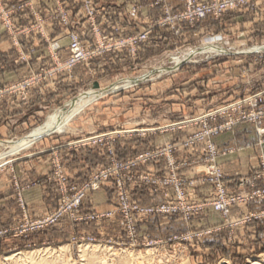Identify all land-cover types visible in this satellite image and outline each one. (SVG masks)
Listing matches in <instances>:
<instances>
[{
  "label": "rangeland",
  "instance_id": "374dc122",
  "mask_svg": "<svg viewBox=\"0 0 264 264\" xmlns=\"http://www.w3.org/2000/svg\"><path fill=\"white\" fill-rule=\"evenodd\" d=\"M15 1L16 0H1L6 8L11 7L12 3ZM104 1L107 2L109 0ZM110 1L112 2L113 0ZM180 1L183 3V0H179V8L183 6L182 4L180 7ZM131 3L133 4V2ZM134 3L138 4L139 2ZM138 12L137 10L136 13L131 15L127 14L131 17V23L128 24V26L131 27V32L127 34L129 29H126L125 34L120 31L122 35L136 34L140 30L147 29L149 25H152L154 22L164 17L163 15L158 19L148 21L136 30V26L133 22L135 20L134 18L138 16ZM23 13L21 15H23ZM97 19L99 23L103 24V33L110 34V28L106 29L105 26L112 22L111 16L106 15L104 12V14L98 16ZM0 23L2 25L1 19ZM119 23L117 25H120ZM93 40L94 37L92 36L91 41ZM210 44L215 47H222L223 51L211 53L203 51ZM262 47H264V18L261 14L257 16L255 13H252L250 9L241 8L230 10L225 12L222 17L218 19L208 18L195 24L180 22L176 26H158L151 33V42H145L140 45L138 52L135 54H133L130 49L110 51L76 65L70 72V75L71 78H73L74 70L77 68L78 72L81 74L80 80L78 81L77 89L71 93L69 98L63 100L61 104L52 107L37 126L30 127L27 130L25 129L9 138H0V170L10 166L12 161L25 158V156L32 154L40 144L39 140L41 139L38 140V138L41 135H45L41 138H48L63 134L72 129H80L84 132L88 131V134L82 133V136L77 139L78 142L85 143L87 141L85 139L95 135L111 134L110 137L114 138L113 141H115L118 137L122 136L124 131L143 130L135 125L128 126L127 124H123V121L128 118L137 119L139 117V103L147 105L154 104L153 95H144L149 92L145 90V88H166L164 93H167L170 89H186L195 85L197 87L195 93H205V102L211 104L207 106L210 107V110L208 109L197 116H189L188 119L198 118L222 106L242 101L244 98L257 92L252 93L251 90H244L246 92L243 93V95L238 94L235 96V94H232L233 85L229 83L230 81H223V86L220 85V82H212L211 80H213V78L217 79L219 76L222 79L224 77L229 79L230 74L233 75L232 71H235L233 68H230V65L234 66V61L238 58H251L253 56L264 58V49H261ZM187 53H189L188 55L194 54V58L188 61L185 60L180 65L175 66V62L172 61L176 57L184 56ZM50 65L51 63L46 66H41L37 71L44 67L47 68ZM215 66H217L218 69H216ZM224 67L227 68L224 69ZM246 67L247 68L238 71L239 80L245 78V80L256 83L263 79L264 69L261 73H258L260 67L257 69L256 64L249 63ZM226 70H228L230 74L226 73ZM64 74L69 75V73ZM195 76L197 78L190 81V79ZM124 79H128V83H124L122 81ZM95 81L100 84L99 89L92 87ZM107 87H110L108 92H106L107 90L105 89ZM90 90H96L98 92L92 96V100L87 105L70 117L66 125L68 127H63L64 130L55 129L53 132L50 131L47 133L41 131L43 129L42 127L46 125L50 114L58 109H60L61 112L68 111V107H70L74 99H77V97L83 93H89ZM261 91L264 92V90ZM161 97L165 98V96ZM196 97L197 96H194L193 98ZM179 98H181V96H179ZM169 102L170 101H163V104L165 105ZM107 105H109V108ZM250 107L252 106L246 103L241 104L242 110L247 111ZM90 118L100 121L106 120L107 118L112 120L114 118L115 127L107 132L100 131L90 134ZM149 118H153V111L149 113ZM75 119H84L88 123L86 122L80 127L73 128L70 122H73ZM219 119L222 120L223 118L220 117ZM198 129L199 127L197 126V129L193 132L198 131ZM108 140L109 139L105 140L102 144L109 145V142H112V140H109V142ZM9 141L13 145H9ZM146 150L148 149L143 151ZM219 151L221 154L222 152L220 149ZM198 152L201 153V150L197 151L194 155L195 157L191 160L194 170H200L202 168V162L198 157ZM138 153L139 152L136 154ZM114 158L116 161L122 162L129 157L124 159L114 154ZM153 162L155 161L144 163L139 166H146ZM177 162L180 163L184 161L177 160ZM107 165H109V163L101 167ZM186 165H180L179 169ZM167 171L164 173H167ZM253 171L247 172L246 174H251ZM246 174H241L238 176L237 180ZM179 175L186 177L184 174L179 173ZM89 177L87 179H89ZM237 180H235V188H230L226 182L230 191L235 192L237 190ZM135 184L141 183L136 182ZM257 184L263 186L261 180H259ZM107 186L111 194L109 199L98 197L94 202L95 205L110 203V206L106 209L93 208L85 210L84 204L86 199ZM143 186H147L150 189L149 193L153 197H157L156 194L159 193V199L148 204L141 203L131 198L133 201L143 205H152L162 202L164 197L160 190H155L157 187L146 184ZM248 188V186H245L242 190L246 191ZM99 190L88 192L82 201L79 214L84 219L74 221L70 219L69 216H65L61 219L64 220L60 225L61 227L57 226L61 220L49 226V228H51L50 236L45 242L36 241L34 244L19 243L11 245L3 250L0 249V262L3 264H16L14 261L6 262L2 259L5 258L6 255L17 252L45 249L47 254L37 259H47L48 264H94L90 259L92 254L90 252L87 253L86 251L88 250L82 252L81 245H87L97 251L95 252L96 254L94 253L97 264H121L115 255L117 256L122 253V251L136 255L138 259L136 258L134 264H140L139 261L142 255H146L144 258L146 262L143 264H220L223 261L228 264H250L251 260L264 257V215H261V211H264V198L252 200L246 204L236 205L227 216H222L208 205L202 209L195 208L188 219H185L183 213L180 211L175 214L155 215L146 220H139L136 222L135 226L138 242L143 241V239H154L157 241V245L154 247H143L141 243L137 246H129L127 244V228L123 214L119 211V190L115 185V179H110L105 182ZM188 198L191 199L190 203L206 202L197 199L194 191L190 192ZM109 210H116V212L110 217L86 218L88 215L100 214ZM80 236H92L95 238V241L92 243L77 241L76 238ZM110 252L113 254H110Z\"/></svg>",
  "mask_w": 264,
  "mask_h": 264
},
{
  "label": "crops",
  "instance_id": "0c3cea01",
  "mask_svg": "<svg viewBox=\"0 0 264 264\" xmlns=\"http://www.w3.org/2000/svg\"><path fill=\"white\" fill-rule=\"evenodd\" d=\"M31 1L32 8L42 15L49 14L54 7L53 0ZM64 1L68 6L71 19L77 22L74 25L75 31L81 35L84 42L91 41L92 36L89 24L81 20V10L78 2L76 0ZM97 1L99 6L103 4L102 0ZM116 1L121 3L120 7L113 5L110 0L104 1L105 4L102 10L112 18V22L105 27L106 29L110 28L112 32L113 24L120 22L121 32L125 34L126 29H129L127 33L129 34L131 27L128 24L131 23V17L126 14L128 5L121 0H113L112 2ZM153 1L130 0V2H139L141 4L138 16L134 18L133 22L136 30L148 21L163 16L162 5H150ZM166 2L172 9L179 8V0H167ZM182 4V1H180V7ZM34 22L35 19L31 15L29 8H26L23 15L16 17V24L19 27ZM43 30L48 37L47 41L38 33L33 32L26 35L19 34L18 45H14L0 23V87L18 82L31 73L36 72L41 66L49 65L51 63L50 54L53 50L57 51L61 57L68 55V39L62 34L58 22L55 19L45 20ZM31 49L33 51H30ZM25 52L28 54V61L26 62L20 60V54ZM249 63L256 64L257 69L260 67L258 73H261L264 69V58L257 56L251 58L241 57L234 61L235 67L230 65V68L235 70L234 72L232 71L233 75L226 70V73L230 74L229 79L226 77L222 79L219 76L211 81L220 82V85H223V81H230L229 83L233 85L232 94H235V96L238 94L243 95V93L250 90L252 93L264 90V77L256 83L245 80V78L239 80L238 71L247 68L246 66ZM215 67L218 69L217 66ZM226 68L224 67V69ZM80 75L76 68L73 78L62 73L55 77L51 83H42L30 88L25 99H21L19 94L2 98L0 100V138H9L25 129L37 126L52 107L61 104L63 100L69 98L71 93L77 89ZM196 78V76L192 77L190 81ZM145 90L149 92L144 95L154 96V104L139 103V117L137 119L128 118L123 121V124L128 126L135 125L143 130L124 131L122 136L115 141L109 142L108 140L109 145L78 142L77 139L82 136V133L88 134V131L84 132L80 129H72L53 137L39 138L41 139H38L40 144L32 154L12 161L10 166L0 170V228L7 227L21 220L22 211L18 203L19 197L23 199L27 214L31 219L39 218L56 207L59 199L58 185L55 181L47 180L53 170L52 158L56 157L60 160L70 183L81 185L97 168L109 163L110 150H112L113 155L116 154L119 158L126 159L145 149L162 147L168 143L179 141L195 131L197 126L191 123L177 127H171V125L184 121L189 116H197L208 109L210 110V107L207 106L211 104L205 102V93H201L202 95L195 93L197 90L195 85L186 89H170L167 93H164L166 88L159 87L145 88ZM161 96H165V98ZM194 96L197 97L193 98ZM163 101L170 102L167 103L168 105L165 104V106ZM107 106L109 108V105ZM151 111H153L152 119L149 118ZM181 118L184 119L182 120ZM89 121L91 122L90 134L100 131L107 132L115 127L114 118L112 120L107 118L101 121L90 118ZM86 122L84 119H75L70 124L73 125V128H77ZM263 127L264 119L256 125L242 123L215 138V142L222 152L218 160L228 176L227 184L230 188H235V180H237L238 176L255 170L259 166L260 159L264 158V133L260 134L258 132V128ZM195 153L183 150L176 152L175 157L178 161L187 162L186 166L178 170L180 174L193 176L194 166L191 160L195 157ZM136 171L164 173L167 169L164 159L161 158L149 165L139 166ZM149 190L147 186L135 184L130 188V197L145 204L157 201L160 194L158 193L156 194L157 197H153ZM192 191L196 193L197 199L201 201H209L214 197L213 187L210 184L198 183ZM170 193L172 195V190H170ZM110 196V189L107 186L90 195L85 201L84 209H106L110 206V203L95 205L94 201L98 197L109 199ZM63 221L61 220L57 226L61 227L60 225ZM50 229L49 227L45 228L25 238L1 239L0 249L3 250L19 243L34 244L36 241L45 242L49 239Z\"/></svg>",
  "mask_w": 264,
  "mask_h": 264
},
{
  "label": "built area",
  "instance_id": "2783aa9c",
  "mask_svg": "<svg viewBox=\"0 0 264 264\" xmlns=\"http://www.w3.org/2000/svg\"><path fill=\"white\" fill-rule=\"evenodd\" d=\"M126 2L128 10L126 14L136 13L141 5L133 4L130 0H121ZM167 0H154L150 5H162L164 17L149 25L147 29L140 30L133 35H122L120 25L115 24L110 34L102 31V24L98 21V16L104 14L103 4L98 5L97 0H76L80 6L81 20L89 24L94 40L86 43L81 35L75 31L73 21L69 14V9L64 0H53L54 7L47 15H42L32 8V1L16 0L11 7L6 8L0 0V19L2 26L6 30L12 44L18 45L19 34L38 33L45 41L48 37L43 32V23L47 19H55L60 26L62 34L68 39L69 53L66 57H61L57 51L53 50L50 54L51 65L41 68L24 77L22 80L13 84L0 87V100L4 97L19 94L21 99H25L27 91L40 84L51 83L60 73H69L73 68L95 56L110 51H119L130 49L133 54L137 53L139 46L143 43L151 42V33L158 26L171 25L176 26L180 22L191 24L198 23L208 18L218 19L230 10L250 9L257 16L261 14L264 18V0H183V6L179 9H172L168 6ZM120 7L118 1L111 2ZM138 5V6H137ZM29 8L35 22L25 26H17L16 17L21 16ZM30 51H33L31 49ZM27 53L20 54L21 61H28ZM71 76V75H70ZM264 92L259 91L244 98L242 101L222 106L214 111L205 113L198 118L180 121L171 125V127L181 126L183 124H194L199 126L198 131L187 135L185 138L168 143L162 147L148 149L139 152L128 159L120 162L114 158L110 150L109 165L95 170L89 179L83 184H70L60 160L52 158V173L47 180L55 181L58 185L59 200L55 208L49 210L45 215L31 219L26 210L25 203L21 197L18 203L22 211L21 220L7 227L0 228V240L8 237L25 238L28 235L48 228L59 222L63 217L69 216L74 221L84 219L80 214L82 201L90 191H97L110 179H115V185L119 190V211L123 214L124 222L127 228V237L129 246H137L141 243L143 247H154L157 241L154 239H143L138 242L136 232V222L146 220L155 215H170L183 213L185 219L190 218L195 208L202 209L205 206H211L214 211L222 216H227L231 209L240 204H246L252 200L264 198V158L260 159L259 166L251 174L241 176L238 180V187L235 192L228 189L227 175L218 162L220 151L215 143V138L221 133L231 130L233 127L242 124H258L264 119ZM251 105L249 110L241 109V104ZM237 111V112H236ZM223 118L220 120L219 118ZM258 132L264 133V127L258 128ZM111 134H100L88 137L85 143L102 144L105 140H114ZM187 150L197 152L202 162L200 170H194L193 176H180L178 169L180 165H186L187 162L178 163L175 154L178 151ZM165 159L167 173H143L137 172L136 168L144 163ZM121 176V177H120ZM261 180L263 186L257 184ZM136 182L143 185H153L160 190L163 200L160 203L152 205H143L133 201L130 197V188ZM198 183H207L212 185L214 197L206 202L190 203L188 197L190 192ZM245 186L248 190L242 189ZM172 190V195L170 193ZM197 204V205H195ZM118 211V210H117ZM116 210H109L100 214H91L86 216L88 219L99 217H110ZM264 215V211H261ZM77 241L92 243L95 238L92 236H80ZM79 264V263H76Z\"/></svg>",
  "mask_w": 264,
  "mask_h": 264
},
{
  "label": "bare ground",
  "instance_id": "6f19581e",
  "mask_svg": "<svg viewBox=\"0 0 264 264\" xmlns=\"http://www.w3.org/2000/svg\"><path fill=\"white\" fill-rule=\"evenodd\" d=\"M261 49H264V47H262ZM203 51H206L207 53L220 52V51H223V48L220 47V46H216L215 47V46H212L210 44ZM191 53H192V51H191ZM188 54L189 53L185 54L184 56L176 57L172 62H175V66H178L185 60H187V61L188 60H192L194 58V54H191V55H188ZM204 56H205V54H204ZM172 64H174V63H172ZM122 81L124 83H128L129 80L128 79H124ZM97 92L98 91H96V90H90L89 93H83L80 96H78L77 99H74V101L71 102L70 107H68V111H66V112L62 111L61 112L60 109H58L55 112H53L52 114H50L49 118L47 119L48 121H47L46 125L42 127L43 129L41 131L43 133H47V132H50V131L53 132V130H55V129L58 130V129H63V127H68L66 125H67V122L69 121L70 117L73 116L74 114L78 113L85 105H87L92 100V96L94 94H97ZM35 137H37V136H35ZM18 141H20V140H18ZM10 144H12V143L10 142L9 145ZM80 247L82 248L81 249L82 252L88 250L86 252L87 253L90 252L92 254V257H90V259L92 260V262L94 264H97L96 261H95V258H96V256H95L96 253L95 252H97V251L93 250L92 248H90L87 245H81ZM125 251H126V249H125ZM46 254H47V251L45 249L44 250L37 249V250L29 251V252H17V253H14V254L6 255L5 258H3L2 260L6 261V262L14 261L16 264H48L47 259H44V258H42V260H38L37 259L38 257H40V256L43 257ZM110 254H113V253L110 252ZM145 256L144 255L141 256V260L139 261L140 264H143V263L146 262V260L144 259ZM115 257L120 261L121 264H134V261L137 258L135 254H131L130 252H123V251H122V253L118 254L117 256L115 255ZM118 260H117V263H118ZM0 264H3V263L0 262ZM220 264H228V263L223 261ZM250 264H264V257H259V258L253 259V260L250 261Z\"/></svg>",
  "mask_w": 264,
  "mask_h": 264
},
{
  "label": "water",
  "instance_id": "95a60500",
  "mask_svg": "<svg viewBox=\"0 0 264 264\" xmlns=\"http://www.w3.org/2000/svg\"><path fill=\"white\" fill-rule=\"evenodd\" d=\"M92 87L93 88H96V89H99L100 88V84L97 82V81H95V82H93V84H92ZM107 91L106 92H108L109 90H110V87H107V88H105ZM43 136H45V135H43ZM42 135L39 137V138H41V137H43ZM38 138V139H39ZM6 141V140H5Z\"/></svg>",
  "mask_w": 264,
  "mask_h": 264
},
{
  "label": "trees",
  "instance_id": "16d2710c",
  "mask_svg": "<svg viewBox=\"0 0 264 264\" xmlns=\"http://www.w3.org/2000/svg\"><path fill=\"white\" fill-rule=\"evenodd\" d=\"M150 43V42H149Z\"/></svg>",
  "mask_w": 264,
  "mask_h": 264
}]
</instances>
